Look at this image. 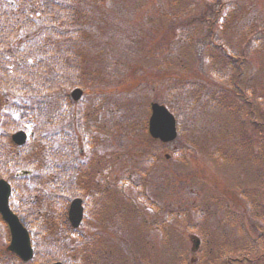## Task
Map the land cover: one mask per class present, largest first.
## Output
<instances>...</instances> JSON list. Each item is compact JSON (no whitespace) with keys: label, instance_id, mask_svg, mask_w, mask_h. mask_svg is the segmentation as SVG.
Wrapping results in <instances>:
<instances>
[{"label":"rangeland","instance_id":"1","mask_svg":"<svg viewBox=\"0 0 264 264\" xmlns=\"http://www.w3.org/2000/svg\"><path fill=\"white\" fill-rule=\"evenodd\" d=\"M80 2L90 7L75 40L84 94L48 98L23 129L39 122L45 139L10 144L0 166L33 246L44 239L63 264H264V125L254 124H264V39L252 41L264 35V0ZM222 47L247 50L240 67ZM19 100L0 96V116ZM152 102L175 114L176 141L148 136ZM75 197L76 231L66 220ZM8 243L0 220V264H12Z\"/></svg>","mask_w":264,"mask_h":264},{"label":"trees","instance_id":"2","mask_svg":"<svg viewBox=\"0 0 264 264\" xmlns=\"http://www.w3.org/2000/svg\"><path fill=\"white\" fill-rule=\"evenodd\" d=\"M80 1L82 0H0V96L7 97L11 93L20 99L9 115V121L6 120L8 125L4 123L0 126V140L3 136H8L16 122L30 119L32 114L35 117L40 115L48 98L53 101L62 90L83 86L86 78L82 74L84 69L81 65L84 64L78 63L76 55L75 40L80 29L77 17L80 7L83 10H90V7L86 8ZM218 15L219 13L216 17ZM201 17L204 20L206 15L202 14ZM230 27L235 28L233 24ZM210 30L212 32V28ZM261 35L258 39V34H255L252 41L262 45L264 35ZM15 42L19 45L11 47ZM222 48L223 51L226 50L224 57L232 61V64L238 61L240 67L247 50L238 59L237 52L232 48ZM236 67L237 65L233 66L229 72L235 81L232 71ZM214 82V88L218 87L220 90L223 87ZM226 92L234 96L237 91L232 88ZM254 124L264 125L257 120ZM42 132L43 127L38 122L34 135L44 140ZM42 234L40 230L39 235ZM49 248L42 239L35 248L33 264L62 261L58 254L46 253ZM9 262L23 264L10 254Z\"/></svg>","mask_w":264,"mask_h":264},{"label":"water","instance_id":"3","mask_svg":"<svg viewBox=\"0 0 264 264\" xmlns=\"http://www.w3.org/2000/svg\"><path fill=\"white\" fill-rule=\"evenodd\" d=\"M82 95L80 89H75L71 96L74 100H78ZM151 116L148 121L149 135L154 139L162 142H170L176 137V121L174 116L162 105L152 103L150 105ZM25 139L24 133L13 135V140L17 145L23 144ZM10 195L9 185L0 181V215L9 227L11 234V243L8 250L16 254L21 260L27 262L32 258V249L28 232L19 219L10 211L8 206V198ZM81 200L75 199L69 209L68 217L73 228H77L82 219ZM198 244V241L195 240ZM52 264H61L59 262Z\"/></svg>","mask_w":264,"mask_h":264}]
</instances>
